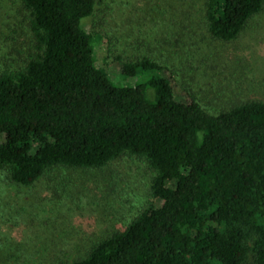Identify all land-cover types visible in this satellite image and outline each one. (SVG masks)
Listing matches in <instances>:
<instances>
[{"label": "trees", "instance_id": "1", "mask_svg": "<svg viewBox=\"0 0 264 264\" xmlns=\"http://www.w3.org/2000/svg\"><path fill=\"white\" fill-rule=\"evenodd\" d=\"M18 1L33 53L0 74V170L29 186L57 168L100 169L128 155L152 173L148 204L60 264H264V100L217 111L190 94L179 100L171 71L150 55L118 56L128 84L115 83L85 28L94 0ZM190 3L200 29L223 42L264 8Z\"/></svg>", "mask_w": 264, "mask_h": 264}, {"label": "rangeland", "instance_id": "2", "mask_svg": "<svg viewBox=\"0 0 264 264\" xmlns=\"http://www.w3.org/2000/svg\"><path fill=\"white\" fill-rule=\"evenodd\" d=\"M94 1L85 28L93 33L96 63L115 83L128 84L123 60L150 55L171 71L179 100L190 94L213 111L264 100V8L235 40L223 42L200 29L189 0ZM27 21L18 0H0V74L33 53ZM52 174L21 186L0 170V264L69 262L151 201L152 173L135 156Z\"/></svg>", "mask_w": 264, "mask_h": 264}]
</instances>
